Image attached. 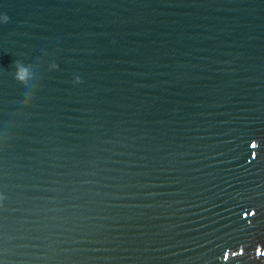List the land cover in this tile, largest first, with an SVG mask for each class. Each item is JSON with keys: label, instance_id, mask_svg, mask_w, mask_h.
Masks as SVG:
<instances>
[{"label": "water", "instance_id": "obj_1", "mask_svg": "<svg viewBox=\"0 0 264 264\" xmlns=\"http://www.w3.org/2000/svg\"><path fill=\"white\" fill-rule=\"evenodd\" d=\"M0 264H264V0H0Z\"/></svg>", "mask_w": 264, "mask_h": 264}, {"label": "snow or ice", "instance_id": "obj_2", "mask_svg": "<svg viewBox=\"0 0 264 264\" xmlns=\"http://www.w3.org/2000/svg\"><path fill=\"white\" fill-rule=\"evenodd\" d=\"M26 74V70L25 69H20V76H21V78H23L24 77V75ZM259 254V253H258ZM233 255H234V253H233ZM225 258H227V257H225Z\"/></svg>", "mask_w": 264, "mask_h": 264}, {"label": "clouds", "instance_id": "obj_3", "mask_svg": "<svg viewBox=\"0 0 264 264\" xmlns=\"http://www.w3.org/2000/svg\"><path fill=\"white\" fill-rule=\"evenodd\" d=\"M5 19H6V17H5Z\"/></svg>", "mask_w": 264, "mask_h": 264}]
</instances>
